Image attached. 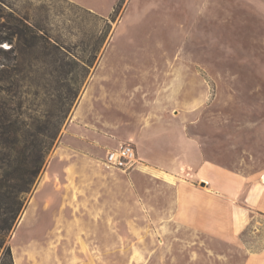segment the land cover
<instances>
[{
    "label": "rangeland",
    "instance_id": "374dc122",
    "mask_svg": "<svg viewBox=\"0 0 264 264\" xmlns=\"http://www.w3.org/2000/svg\"><path fill=\"white\" fill-rule=\"evenodd\" d=\"M17 17L49 41L36 106L77 94L8 243L14 263L264 264V0H0V26ZM18 46L1 45L40 54ZM88 92L78 150L65 135ZM124 143L136 166L105 167Z\"/></svg>",
    "mask_w": 264,
    "mask_h": 264
},
{
    "label": "trees",
    "instance_id": "16d2710c",
    "mask_svg": "<svg viewBox=\"0 0 264 264\" xmlns=\"http://www.w3.org/2000/svg\"><path fill=\"white\" fill-rule=\"evenodd\" d=\"M14 20L12 27L0 26V59L16 61L12 69L3 63L5 67L0 71V83H9L0 85V264H15L8 243L57 142L70 101L77 94L70 87L67 95L60 94L59 102L50 109H44L42 103L36 106L41 91L33 93L30 87L36 81L35 63L48 55L45 53L49 41L46 32L36 29L27 18ZM15 37L19 51L36 50L40 54L15 55L10 54L15 47H1L4 42L12 43Z\"/></svg>",
    "mask_w": 264,
    "mask_h": 264
},
{
    "label": "crops",
    "instance_id": "0c3cea01",
    "mask_svg": "<svg viewBox=\"0 0 264 264\" xmlns=\"http://www.w3.org/2000/svg\"><path fill=\"white\" fill-rule=\"evenodd\" d=\"M81 2V1H79ZM92 95H90V92H88L83 100V102L78 106L75 115L76 119L75 121L69 126L67 134L65 135V139L69 138L70 140L73 141L74 144L78 145V150H83L86 146H89V138H91L92 131V123H89V119H87V111H86V106L89 105L90 99ZM94 141V140H93ZM65 142V140H64ZM92 145V143H91ZM90 145V146H91ZM74 147L73 145H71ZM75 148V147H74ZM80 148V149H79ZM112 150V149H111ZM68 173V180L70 185L73 187L74 186V176H75V170L71 167L67 169ZM23 218L20 222L22 223ZM19 224V226H20Z\"/></svg>",
    "mask_w": 264,
    "mask_h": 264
},
{
    "label": "built area",
    "instance_id": "2783aa9c",
    "mask_svg": "<svg viewBox=\"0 0 264 264\" xmlns=\"http://www.w3.org/2000/svg\"><path fill=\"white\" fill-rule=\"evenodd\" d=\"M138 163L136 149L127 143L119 145L108 152L104 164L108 169H118L122 171L131 170Z\"/></svg>",
    "mask_w": 264,
    "mask_h": 264
},
{
    "label": "bare ground",
    "instance_id": "6f19581e",
    "mask_svg": "<svg viewBox=\"0 0 264 264\" xmlns=\"http://www.w3.org/2000/svg\"><path fill=\"white\" fill-rule=\"evenodd\" d=\"M164 176H165V178L166 179H168V180H170V181H173L174 180V178H172L171 176H169V175H166V174H164ZM161 177V176H160ZM174 182V181H173ZM171 183V182H170ZM175 183V182H174Z\"/></svg>",
    "mask_w": 264,
    "mask_h": 264
},
{
    "label": "water",
    "instance_id": "95a60500",
    "mask_svg": "<svg viewBox=\"0 0 264 264\" xmlns=\"http://www.w3.org/2000/svg\"><path fill=\"white\" fill-rule=\"evenodd\" d=\"M204 184H205V182H204Z\"/></svg>",
    "mask_w": 264,
    "mask_h": 264
}]
</instances>
